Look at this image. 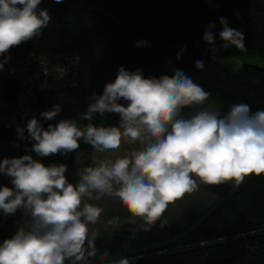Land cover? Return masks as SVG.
<instances>
[{"label": "clouds", "instance_id": "1", "mask_svg": "<svg viewBox=\"0 0 264 264\" xmlns=\"http://www.w3.org/2000/svg\"><path fill=\"white\" fill-rule=\"evenodd\" d=\"M41 2L0 0V71L9 59L5 53L41 35L49 25L50 13L39 7ZM218 19L220 47L246 51L244 33L229 27L226 18ZM214 26L209 23L202 36L213 54L219 50ZM146 43L137 41L136 46ZM204 66L203 60L194 61L196 69ZM241 66L237 60L236 70ZM209 96L183 70L157 78L121 65L100 94L93 91L87 97L86 111L80 117L86 124L64 118L45 128L33 114L24 127L17 125L18 138L30 141L31 147L25 144L26 154L0 159V174L8 176L12 185H0V212L9 216L20 209L28 219L0 243V264H87L96 255V233L90 237L88 225L98 222L102 209L83 202L85 197L118 199L149 231L170 203L197 190L193 176L215 185L230 180L240 184L247 175L264 174V110L253 112L248 104L238 103L230 105L223 116L205 109L182 114L184 108L202 105ZM121 100L126 103H118ZM61 111L56 103L39 115L50 121ZM106 114H117L118 124L93 123L94 116ZM81 140L97 153L117 150L122 141L139 147L114 161L92 157L90 165L76 170L79 180L75 184L65 176L66 164L46 166L31 155L66 156L80 148ZM108 255L102 253L101 260ZM109 264H129V260Z\"/></svg>", "mask_w": 264, "mask_h": 264}, {"label": "trees", "instance_id": "2", "mask_svg": "<svg viewBox=\"0 0 264 264\" xmlns=\"http://www.w3.org/2000/svg\"><path fill=\"white\" fill-rule=\"evenodd\" d=\"M39 7L50 13L49 25L41 35L5 53L9 59L0 72L7 74L3 77L4 96L12 98L20 84L11 69L27 56L64 51L78 54L70 85L38 90L30 99V113L36 114L45 128L64 118L86 124L80 117L86 111L87 97L93 91L100 94L121 65L157 78L183 70L210 93L202 105L214 96L219 98L221 116L238 103L248 104L253 112L264 110V67L242 64L239 70H230L213 57L247 51L264 55V0H42ZM219 17L244 33L246 51L220 47ZM209 23L215 25L212 31L219 49L214 54L202 39ZM137 41L147 43L137 47ZM196 59L205 62L203 70L194 67ZM56 103L62 111L54 120H43L39 114ZM202 105L186 107L182 114L189 116ZM102 120L116 125L119 116L96 115L93 123ZM16 129L0 127L1 142L26 154L25 144L31 147V142L21 141ZM76 151L66 156L31 155L47 166L70 161ZM205 187L216 196L207 208H188L181 221L163 215L149 231L143 230L141 219L124 223L108 237L94 240L96 255L88 258L87 264H109L121 258H127L129 264H264V225L254 222L264 219V174L247 175L240 184L230 180ZM163 221L166 223L161 226ZM15 232L0 225V243ZM104 252L109 255L101 260Z\"/></svg>", "mask_w": 264, "mask_h": 264}, {"label": "rangeland", "instance_id": "3", "mask_svg": "<svg viewBox=\"0 0 264 264\" xmlns=\"http://www.w3.org/2000/svg\"><path fill=\"white\" fill-rule=\"evenodd\" d=\"M221 64L227 67L230 70H236V61L239 60L242 64H255L261 67H264V55L257 51H247L242 53L231 54L228 56H213ZM220 100L218 97H212L206 104L197 108L190 115L195 114L198 110L205 109L211 111L220 110ZM80 148L76 151L73 158L63 164L67 165V171L65 173L66 178L70 183L75 184L79 177L76 174V170L85 165H90L92 157L97 159L109 158L115 160L117 157H122L131 150L139 147L138 144H125L123 141L119 149L114 151H108L105 153L95 152L90 145L85 144L82 140L79 142ZM24 154L18 153L14 148L8 147L5 143L1 142L0 139V159L4 157H18ZM94 166V165H93ZM193 179L197 181L199 187L197 190L191 193H185L184 196L180 199L175 200L170 203L163 213V215L173 221H181L184 215V212L188 208H199L205 209L212 203L216 201V196L208 191L205 187V184L200 182L198 177L193 176ZM0 185H6L12 187L11 180L8 176L0 174ZM95 197V193L92 194ZM83 202L92 204L93 206L99 207L102 209L99 220L96 224H89V236L91 237L93 233H96L95 239L108 237L111 235L112 231L124 223H133L139 217H133L131 213L124 207L118 199L109 196H103L100 200L88 199L85 197ZM28 217L26 214H23L22 210L18 209L14 215L4 216L0 212V225L4 227H9L13 230H17V226L20 224H25ZM254 222L264 225V219L254 220Z\"/></svg>", "mask_w": 264, "mask_h": 264}, {"label": "built area", "instance_id": "4", "mask_svg": "<svg viewBox=\"0 0 264 264\" xmlns=\"http://www.w3.org/2000/svg\"><path fill=\"white\" fill-rule=\"evenodd\" d=\"M80 57L73 52H56L49 55L27 56L25 61L11 69L17 77L20 91L7 98L3 93V77L0 72V127L23 126L31 118V97L38 90L70 85ZM8 71V70H6Z\"/></svg>", "mask_w": 264, "mask_h": 264}]
</instances>
